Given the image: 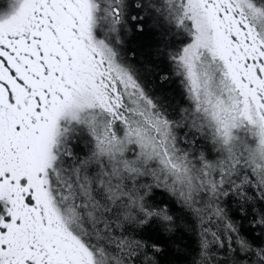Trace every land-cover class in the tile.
Returning <instances> with one entry per match:
<instances>
[{"label": "snow or ice", "instance_id": "snow-or-ice-1", "mask_svg": "<svg viewBox=\"0 0 264 264\" xmlns=\"http://www.w3.org/2000/svg\"><path fill=\"white\" fill-rule=\"evenodd\" d=\"M0 264H264V0H0Z\"/></svg>", "mask_w": 264, "mask_h": 264}]
</instances>
